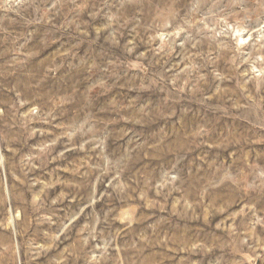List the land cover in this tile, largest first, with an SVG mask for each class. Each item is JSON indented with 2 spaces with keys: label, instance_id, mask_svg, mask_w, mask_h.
<instances>
[{
  "label": "rangeland",
  "instance_id": "obj_1",
  "mask_svg": "<svg viewBox=\"0 0 264 264\" xmlns=\"http://www.w3.org/2000/svg\"><path fill=\"white\" fill-rule=\"evenodd\" d=\"M0 264H264V0H0Z\"/></svg>",
  "mask_w": 264,
  "mask_h": 264
}]
</instances>
